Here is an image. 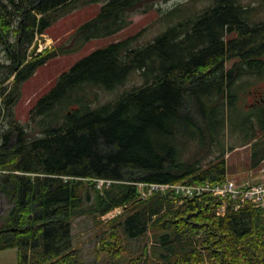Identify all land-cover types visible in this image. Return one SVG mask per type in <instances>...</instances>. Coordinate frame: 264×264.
Listing matches in <instances>:
<instances>
[{
    "label": "trees",
    "instance_id": "16d2710c",
    "mask_svg": "<svg viewBox=\"0 0 264 264\" xmlns=\"http://www.w3.org/2000/svg\"><path fill=\"white\" fill-rule=\"evenodd\" d=\"M162 1L0 0V198L12 205L0 217V251L17 248L18 264H87L72 220L116 207L123 212L97 247L105 264H264V208L229 201L218 215L222 200L211 194L168 189L143 199L136 184L225 182L227 152L246 145L253 167L264 162V96L256 101L250 88L264 77V23L243 0L176 5L161 13L165 29L153 39L141 42L140 31L96 49L59 76L27 122L9 116L41 65ZM92 3L100 11L64 44L30 50L37 34ZM133 74L140 83L103 101V90ZM246 92L255 101L245 104ZM97 179L112 182L102 192Z\"/></svg>",
    "mask_w": 264,
    "mask_h": 264
},
{
    "label": "rangeland",
    "instance_id": "374dc122",
    "mask_svg": "<svg viewBox=\"0 0 264 264\" xmlns=\"http://www.w3.org/2000/svg\"><path fill=\"white\" fill-rule=\"evenodd\" d=\"M243 1L253 8L256 13V19L264 23V0ZM188 2L190 3V0L162 1L148 12L135 14L132 18V23L120 32L106 38L94 39L88 42L83 49L76 53L59 55L50 59L47 63L41 65L31 77L22 83L20 95L14 105L11 106L12 109L9 111V116L13 113L16 119L22 122H27L30 110L35 104H37L40 98L56 85L59 76L63 72L69 71L78 61L91 54L96 49L105 47L112 42L125 39L126 37L134 35L140 31L143 32L140 37L141 42L153 39L159 32L165 29V24L159 19L161 13L176 5L182 3L187 4ZM101 6V3H92L66 14L52 26L47 28L43 35L40 33L37 34L34 40L35 45H32L30 50L36 47L37 52L44 53L45 51L61 46L82 23L93 18L100 11ZM236 60L237 59L234 58L227 62V67H231ZM140 82L141 78L139 76L134 74L132 76L130 75L125 85L114 90H103L101 93L102 99L103 101L114 99L125 90L130 89L134 83ZM250 88H253L252 91L254 90L255 93L264 91V77L256 79L255 83ZM243 95V102L245 104H250L255 97L254 94L248 92L243 93ZM2 97H4V95ZM9 116L4 123H8ZM195 150L196 148L193 151ZM225 159L228 166L227 179L234 180L237 184H243L247 181H264V162L258 167L252 166L251 145L241 146L233 151L227 152ZM206 161H208V159ZM95 181L97 183V188L103 192V187L105 185L100 186L99 182L97 180ZM93 194H95L94 190L92 191V197ZM89 202H92V198ZM11 207L12 205L8 201V198L2 194L0 198V217L6 216ZM115 210H117V212L108 215H121L123 207H119ZM94 216L95 215L92 214H86L77 216L72 220L71 232L73 235V244L79 248L87 264H105L103 258L98 254L97 247L100 243V237L103 235L102 232L108 226L107 222L115 217L109 218L108 216L104 217L105 215H103L97 217L98 219H95ZM99 220L101 222H99ZM149 236L150 233L148 234V237ZM139 244H141L140 240H133L131 242V246L134 250L138 248ZM0 264H18L17 248L14 247L1 250Z\"/></svg>",
    "mask_w": 264,
    "mask_h": 264
},
{
    "label": "built area",
    "instance_id": "2783aa9c",
    "mask_svg": "<svg viewBox=\"0 0 264 264\" xmlns=\"http://www.w3.org/2000/svg\"><path fill=\"white\" fill-rule=\"evenodd\" d=\"M105 180L100 179L99 185H103ZM142 197L147 198L155 190L173 189L176 193L194 197L203 193H211L220 198H231L234 201L235 208L239 209L246 204H253L257 207H264V181L246 182L237 184L234 181H226L219 184H156L138 182ZM225 207L218 211V214L224 212Z\"/></svg>",
    "mask_w": 264,
    "mask_h": 264
},
{
    "label": "flooded vegetation",
    "instance_id": "af4514ba",
    "mask_svg": "<svg viewBox=\"0 0 264 264\" xmlns=\"http://www.w3.org/2000/svg\"><path fill=\"white\" fill-rule=\"evenodd\" d=\"M263 96H264V91H262V92H258V93L256 94L255 100L257 101V100H258L257 97L262 98ZM253 100H254V99H253ZM255 100H254V101H255Z\"/></svg>",
    "mask_w": 264,
    "mask_h": 264
}]
</instances>
